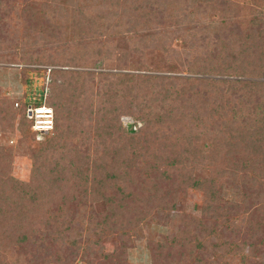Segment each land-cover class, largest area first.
Instances as JSON below:
<instances>
[{
	"label": "trees",
	"instance_id": "obj_1",
	"mask_svg": "<svg viewBox=\"0 0 264 264\" xmlns=\"http://www.w3.org/2000/svg\"><path fill=\"white\" fill-rule=\"evenodd\" d=\"M9 1L0 21L16 17ZM21 2L25 25L14 35L26 38L0 41V61L82 69L100 55L105 71H49L54 124L44 141L21 102L19 145L32 169L26 183L10 177L15 152L0 148V264H131L128 251L151 225L170 235L146 242L150 264H264V0H102L109 10L88 17L76 7L64 25L45 3ZM132 5L136 23L173 24L192 61L128 72L124 39L113 62L106 44L91 56L82 51L89 32L99 39L114 31L117 11ZM206 15L219 24L213 42L206 27L198 35ZM69 33L80 56L55 58L72 50ZM91 92L101 100L95 112L85 107ZM124 115L141 126L125 130ZM16 118L3 102L0 131L12 133ZM188 192L198 198L196 214L184 208Z\"/></svg>",
	"mask_w": 264,
	"mask_h": 264
},
{
	"label": "rangeland",
	"instance_id": "obj_2",
	"mask_svg": "<svg viewBox=\"0 0 264 264\" xmlns=\"http://www.w3.org/2000/svg\"><path fill=\"white\" fill-rule=\"evenodd\" d=\"M191 1L193 2L192 4L211 2V0ZM244 1L246 0H243V2ZM0 2L1 14L4 9L10 7V1L0 0ZM35 2L37 4L45 3L47 15L52 17L54 23L61 25L70 24L68 21L69 15L76 7H80L81 9L85 10V13L88 17L95 16V13L98 9L102 11L109 10V8L100 7V5L102 4V0H35ZM15 4H17L15 5L17 8L15 9L16 17L12 20L13 22L10 20L13 17V14H10L3 21H0V34L5 35L3 37L0 36L1 42L7 40L10 42H22L24 38H26L24 36V33H22L21 31H18V35H14V32L16 30L20 29L22 26L25 25L23 18L26 17V13L23 12L25 5L21 2V0H15ZM124 7L125 6H123V8ZM152 7L153 9H157L158 5H153ZM86 8H88L87 11ZM125 9H120L117 11V13L121 14V19L119 20V23H117V25H119L114 31H108L105 34L103 32V36L99 39H93V34L91 35L90 32L88 33V37L84 41L87 47L82 50L83 52H85V54L89 51V49L92 50V54H97V51L100 47V45L98 44L103 43L106 44L108 51L113 54V56L110 57V60L112 59L113 62L115 60L114 56H116L118 52L115 50L118 46V40L124 39L129 42L130 48L125 50L126 48L124 47L123 49L120 46L118 47L119 49H121L124 55L123 58L127 61L125 69L130 70L128 72L137 69L138 66L141 64H145L146 68H149V71H152L155 67V63H158L160 60L165 61L166 63H169V65L176 67H179L178 65L185 61H192L195 56L194 53H191V50L189 49L185 50V44L182 43L181 38H179L175 34H172L175 29L173 24L163 23V20L159 19L156 21H143L136 23L135 21L139 19V17L135 13V11H133V5L128 7V9H126V12H124ZM179 27L181 28V26ZM182 27L184 30H188L190 28V25L184 24L182 25ZM198 27L200 29V31H198V35L203 34L204 27L208 29L205 36H209L211 42H213L215 40L214 37L218 35L217 33L219 24L216 23V17H211L210 15H208L207 17L206 15V17L201 20V23ZM122 32L124 33V35L122 34ZM108 34H111V36H108ZM33 39H35V35L30 37L29 41L31 42ZM65 40L67 45L66 47L72 49L71 33L65 36ZM36 41L37 45L39 44L37 47L41 51L44 50V41L38 38H36ZM196 45H198V43ZM56 54L58 55H56L55 58H65L67 56H80V54H78V52L74 50V48L65 54ZM86 55L91 56L89 54ZM100 58V55L92 56V60L91 62H89L91 64H89V66L82 64L86 66L81 67L82 69H72L66 67L44 65H27L19 63L17 61H0V106L3 105V102H11L13 104V112L17 114L16 121L14 122L13 132L10 133L0 131V148L5 150L13 149V153H16L13 154L12 164L9 167L10 177H13L14 179L22 183H26L29 180L30 172L32 169L30 159L28 158V156H25V154H23L25 153V151L22 149V145H19V142L22 140L21 132L18 129V125L20 123L19 121L22 115L19 112V107L23 99H25V102L28 103L29 99L35 97V99H37L35 101L36 106L41 105L42 101L44 100L45 106L51 108L47 106L51 96V76L48 69L61 71H67L68 69H71L81 72L105 71L100 69V67H102L99 66ZM110 60L109 62H111ZM104 62H106L104 67H106L107 69H112L111 64H108V61ZM26 71H30L29 76L26 75ZM112 72L118 71L113 70ZM43 93H46L45 99L43 98ZM16 104H18V106H15ZM100 106L101 100H99V98L95 95L94 92H91V95L85 105L86 109L95 112ZM120 123L125 130L129 131H135L141 126L139 122L125 115L120 117ZM50 134L51 132L46 135L36 134V137L38 141H44V139L50 136ZM185 199L186 200L184 208L186 209V211L188 213L196 214L198 212V207H195L194 205H196V203L198 202L197 196L192 192H188ZM180 209L182 210L181 207ZM174 214L175 216H173V219L175 220L178 217V212ZM86 224V222H83L84 228L86 227ZM169 235V229L157 225H151L148 228L143 229L142 240L136 242L134 248L128 251L129 263L150 264L151 258L147 249L146 242L148 240L162 241L164 238H168ZM102 248L106 255L111 254L113 251L112 245L108 241L102 242ZM7 260L4 261L5 264H11L14 261V259L11 258H8ZM75 264L84 263L77 260Z\"/></svg>",
	"mask_w": 264,
	"mask_h": 264
},
{
	"label": "built area",
	"instance_id": "obj_3",
	"mask_svg": "<svg viewBox=\"0 0 264 264\" xmlns=\"http://www.w3.org/2000/svg\"><path fill=\"white\" fill-rule=\"evenodd\" d=\"M48 71H50V69H48ZM45 96L46 93H43L44 99ZM36 100L37 99L33 97L32 99H29L28 103H26L25 115L26 118L31 122V128L34 133L46 135L53 130L54 114L51 108L45 106L44 100L39 106H36ZM15 106H18V104Z\"/></svg>",
	"mask_w": 264,
	"mask_h": 264
}]
</instances>
